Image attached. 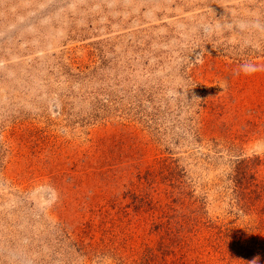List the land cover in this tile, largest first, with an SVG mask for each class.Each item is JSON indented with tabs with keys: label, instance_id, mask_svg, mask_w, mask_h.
<instances>
[{
	"label": "rangeland",
	"instance_id": "374dc122",
	"mask_svg": "<svg viewBox=\"0 0 264 264\" xmlns=\"http://www.w3.org/2000/svg\"><path fill=\"white\" fill-rule=\"evenodd\" d=\"M262 184L264 0H0V264H264Z\"/></svg>",
	"mask_w": 264,
	"mask_h": 264
},
{
	"label": "trees",
	"instance_id": "16d2710c",
	"mask_svg": "<svg viewBox=\"0 0 264 264\" xmlns=\"http://www.w3.org/2000/svg\"><path fill=\"white\" fill-rule=\"evenodd\" d=\"M245 167H246V171H245L246 174H245V178L244 179H245V183H246V179H247L248 174H249L248 170H250V168H249L248 164H246V163H245ZM262 195H264V184H262Z\"/></svg>",
	"mask_w": 264,
	"mask_h": 264
}]
</instances>
